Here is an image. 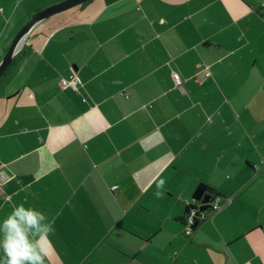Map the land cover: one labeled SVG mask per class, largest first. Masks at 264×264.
Masks as SVG:
<instances>
[{
	"label": "crops",
	"instance_id": "obj_1",
	"mask_svg": "<svg viewBox=\"0 0 264 264\" xmlns=\"http://www.w3.org/2000/svg\"><path fill=\"white\" fill-rule=\"evenodd\" d=\"M59 1L0 0V62ZM263 8L89 0L37 23L0 78V219L41 211L45 264H264ZM200 184L227 197L186 235Z\"/></svg>",
	"mask_w": 264,
	"mask_h": 264
},
{
	"label": "clouds",
	"instance_id": "obj_2",
	"mask_svg": "<svg viewBox=\"0 0 264 264\" xmlns=\"http://www.w3.org/2000/svg\"><path fill=\"white\" fill-rule=\"evenodd\" d=\"M161 180L158 187H163ZM161 193H157L159 196ZM45 215L35 207L19 203L0 219V264H45L54 233L51 224H42Z\"/></svg>",
	"mask_w": 264,
	"mask_h": 264
},
{
	"label": "water",
	"instance_id": "obj_3",
	"mask_svg": "<svg viewBox=\"0 0 264 264\" xmlns=\"http://www.w3.org/2000/svg\"><path fill=\"white\" fill-rule=\"evenodd\" d=\"M89 0H62L60 2L54 3L52 5H49L47 7H44L35 13H33L30 17V19L21 27V29L16 33L14 36L11 44L8 47V50L6 54L4 55L3 59L0 62V77L5 72V70L8 68V66L13 61L15 55L19 51L22 42L24 41L26 35L28 32L40 21H42L45 18H48L54 14H57L59 12L65 11L69 8H72L74 6H77L79 4L85 3ZM213 195V191L209 190L207 185L200 184L195 192L193 193L192 197L195 199V201L199 202L200 205L197 206L199 208V211L206 212L211 209V198ZM198 225L197 221L194 223L193 228L195 229Z\"/></svg>",
	"mask_w": 264,
	"mask_h": 264
},
{
	"label": "built area",
	"instance_id": "obj_4",
	"mask_svg": "<svg viewBox=\"0 0 264 264\" xmlns=\"http://www.w3.org/2000/svg\"><path fill=\"white\" fill-rule=\"evenodd\" d=\"M262 11H264V8L262 9ZM173 78H174L175 83H179V78L175 73L173 74ZM61 83L63 87H67V88H70L74 92H78L79 86L82 82L75 68L70 67L69 77L62 79ZM129 95H130L129 92L125 93V97H129ZM1 167H2V162L0 161V186L5 179V174L3 173ZM223 200L224 198L220 196L212 195V198L210 201V204H211L210 210H214V211L217 210L220 207ZM196 205L199 206L200 204H195L194 200L191 201V204L188 207V211L184 215V219H183L184 226H185L184 231L187 235H190L192 230L194 229L193 225L197 221V218L198 217L203 218L204 212L199 211V208Z\"/></svg>",
	"mask_w": 264,
	"mask_h": 264
},
{
	"label": "rangeland",
	"instance_id": "obj_5",
	"mask_svg": "<svg viewBox=\"0 0 264 264\" xmlns=\"http://www.w3.org/2000/svg\"><path fill=\"white\" fill-rule=\"evenodd\" d=\"M59 2H60V1H59ZM70 9H71V8H69V9H67V10H70ZM65 11H66V10H65ZM62 12H63V11H62ZM62 12H59V13H62ZM57 15H58V14H57ZM5 71H6V70H5ZM2 76H3L2 78L0 77L1 80L5 79L6 75H3V74H2ZM80 79H81V78H80ZM253 189H254L255 192H258V193H262V191H263V189H262V188L259 189L258 186H254ZM257 197H259V199H262V198H261L262 195H260V194L257 195ZM260 201H261V200H259V202H260ZM193 230H194V229H193ZM193 230H192V232H193ZM192 232H191V233H192ZM184 233H185V231H184ZM185 234H186V233H185ZM186 235H187V234H186ZM190 235H191V234H190Z\"/></svg>",
	"mask_w": 264,
	"mask_h": 264
},
{
	"label": "trees",
	"instance_id": "obj_6",
	"mask_svg": "<svg viewBox=\"0 0 264 264\" xmlns=\"http://www.w3.org/2000/svg\"><path fill=\"white\" fill-rule=\"evenodd\" d=\"M125 93L126 92H122V94H124V96H125ZM129 97H130V95H129ZM129 97H126V98H129ZM212 191L214 192V195L215 196H220V197H222V198H226L227 196H225V195H223L222 193H219V192H217L216 190H213L212 189ZM188 211V208L186 209V212ZM186 212H185V214H186ZM183 219H184V217H183ZM203 220V218L202 217H198L197 218V223L199 224V222H201Z\"/></svg>",
	"mask_w": 264,
	"mask_h": 264
}]
</instances>
